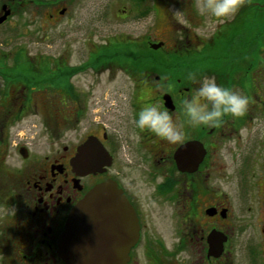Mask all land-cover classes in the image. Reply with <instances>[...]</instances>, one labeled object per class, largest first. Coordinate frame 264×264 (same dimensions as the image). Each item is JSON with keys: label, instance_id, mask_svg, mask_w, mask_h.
<instances>
[{"label": "flooded vegetation", "instance_id": "obj_1", "mask_svg": "<svg viewBox=\"0 0 264 264\" xmlns=\"http://www.w3.org/2000/svg\"><path fill=\"white\" fill-rule=\"evenodd\" d=\"M30 1L34 0H0V16L3 8L9 10L0 26L13 16L15 5L24 8ZM248 3L243 0L237 13L216 26L209 39L185 30V41L166 51L168 57L179 58L182 67L203 49L223 43L227 48L212 70L185 66L179 74L174 69L165 76L149 74L133 81L132 123L119 134L107 131L95 115L85 131L77 133L85 105L73 100L72 93L64 109L48 100L46 112L52 123H45L49 133L42 149L20 144L15 139L22 130L9 135L8 125H19L30 96L23 87L16 95L8 90L7 105L0 108V264H66L57 254V240L67 215L87 191L106 180L117 184L132 208L133 220L124 219L123 227L121 219H109L110 213L103 220V236L109 248L122 252L125 264H264V27H254L252 12L244 10ZM62 9L53 7L48 18L63 14ZM197 70L201 77L215 78L247 95L245 115L226 117L220 127L185 125L179 144L135 127L137 109L153 101L182 120L180 101L198 86L186 77ZM164 94L170 95L171 108L165 106ZM66 125L69 135L62 130ZM88 137L102 144L109 164L103 171L81 175L73 168V159ZM190 142L198 143L204 155L197 165L180 169L174 153ZM222 149L237 164L238 173L260 180L256 200L243 202L245 213L237 221L229 220L231 207L222 204L220 187L207 184L220 177ZM10 151L18 158L15 162L6 159ZM189 151L186 148V159ZM162 217L169 219L167 223L161 222ZM125 239L126 244L116 246Z\"/></svg>", "mask_w": 264, "mask_h": 264}, {"label": "rangeland", "instance_id": "obj_2", "mask_svg": "<svg viewBox=\"0 0 264 264\" xmlns=\"http://www.w3.org/2000/svg\"><path fill=\"white\" fill-rule=\"evenodd\" d=\"M200 3L201 0H145L138 6L132 0H34L24 8L15 5L13 16L0 26V69L3 65L12 67L18 52L33 64L47 60L52 68L57 62L69 67H83L88 56L96 50L95 45L115 36L128 37L138 44L143 40L152 43L162 41L158 55L173 44H182L187 34L185 30L189 34L195 33L200 38L209 39L223 20L207 13L200 14ZM53 7L66 9L63 14L48 18L47 13ZM141 8H148V11L145 14L137 13ZM256 18L263 22L264 11ZM112 42L114 40L111 39L109 43ZM202 64L207 65V69L212 68L209 62ZM69 80L75 94L73 100L77 98L86 107L82 110L83 118L77 126V133L85 131L94 115L107 131L115 134L130 126L129 98L135 79L125 70L114 63L96 68L85 66L70 75ZM17 82H22V79L17 78ZM20 85L21 89L18 87ZM23 85L10 83L9 88H6V82L0 76V108L7 105L8 90H13L16 95ZM23 91L30 96L28 112L19 125H8V133L13 135L22 130L25 139L19 136L16 142L33 143L36 148L42 149L43 140L49 133L45 123H52L46 112L48 104L53 102L59 106L60 103L64 109L65 103L68 104L70 100L63 97L61 89L52 86L36 91L23 88ZM62 130L69 135L67 125ZM6 159L15 162L18 158L10 151ZM231 159L227 150L222 149L220 177L210 178L207 184L212 188L214 185L220 187L222 204L231 207L229 220L232 218L237 221L239 215L245 213L246 203L243 202L256 200L260 180L238 173L237 164ZM168 220L162 217L161 222L167 223Z\"/></svg>", "mask_w": 264, "mask_h": 264}, {"label": "water", "instance_id": "obj_3", "mask_svg": "<svg viewBox=\"0 0 264 264\" xmlns=\"http://www.w3.org/2000/svg\"><path fill=\"white\" fill-rule=\"evenodd\" d=\"M2 10L0 23L9 14V10ZM63 11L64 9L61 10ZM162 45V41L149 42V47L154 50ZM163 99L165 106L171 108L173 104L170 95L164 94ZM198 145L196 142L186 143L175 151L174 158L180 169H188L201 161L204 151H198ZM186 148L190 150L188 159L185 157ZM106 157L102 144L95 138L88 137L78 148V154L73 159V168L81 175L91 171H103V166L109 164L105 160ZM108 213L109 219H121V227L124 225V219L133 220L132 208L113 180H106L92 187L69 211L57 240V254L66 264L126 263L127 259L120 255L122 252L109 248V243L103 236V220L108 217ZM225 239L223 237L218 242L219 251L222 250ZM124 244L126 239L116 242L119 247ZM210 245L214 248V239L210 240Z\"/></svg>", "mask_w": 264, "mask_h": 264}, {"label": "trees", "instance_id": "obj_4", "mask_svg": "<svg viewBox=\"0 0 264 264\" xmlns=\"http://www.w3.org/2000/svg\"><path fill=\"white\" fill-rule=\"evenodd\" d=\"M132 1L138 6H141L142 2L145 0ZM248 2L249 3L244 10L246 12H252L250 15L253 17L254 27L263 28L264 19L263 22H261V19L256 17L257 15L259 17L264 11V7H261V5H264V2L255 3L253 0H248ZM148 8H145V10L144 8H141L137 13L145 14L148 11ZM151 9H154V6H151ZM259 35L260 34L256 36L255 34V37H258ZM111 39L114 40V42L109 43ZM215 43L217 44L218 41ZM254 44H258L256 38L254 39ZM95 47L96 50L88 56L83 67L96 68L108 63H114L116 66L125 70L134 79L149 74L165 76L170 71H174V69H176L174 72L179 74L185 66L192 69L199 67L207 70V65H203V62L211 63L212 70L217 64L219 53L224 52L227 48L223 43L218 47L205 48L198 53L196 57L186 61V64H183L181 67L179 58L168 57L166 52L158 55L157 52L162 47L156 50L151 49L148 40H143L141 44H138L135 40L128 37L115 36L113 38H108V40L102 44L95 45ZM14 61L15 63L12 67L8 68L6 65H3L0 69V76L6 82V88L10 83H23V88L31 91L52 86L55 89H61V92L64 94L63 97L66 96L68 100H70L72 93L73 97H75L69 77L81 70L83 68L82 66L69 67L64 63L59 64V62H57L52 68L47 60H41L37 64H33L31 63V60L25 58L21 52L16 54ZM17 78H21L22 82H17Z\"/></svg>", "mask_w": 264, "mask_h": 264}, {"label": "clouds", "instance_id": "obj_5", "mask_svg": "<svg viewBox=\"0 0 264 264\" xmlns=\"http://www.w3.org/2000/svg\"><path fill=\"white\" fill-rule=\"evenodd\" d=\"M243 0H201L200 14L224 20L234 16ZM186 79L196 85L188 97L181 99V120L158 102L142 104L134 116L135 127L141 132H150L169 144L182 143L185 138V125L191 128L201 126L220 127L226 117H243L249 107V97L234 90L215 78L190 71Z\"/></svg>", "mask_w": 264, "mask_h": 264}]
</instances>
